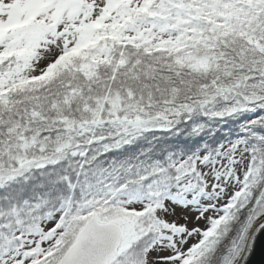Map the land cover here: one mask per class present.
<instances>
[{
  "label": "snow or ice",
  "instance_id": "snow-or-ice-1",
  "mask_svg": "<svg viewBox=\"0 0 264 264\" xmlns=\"http://www.w3.org/2000/svg\"><path fill=\"white\" fill-rule=\"evenodd\" d=\"M261 242L264 0H0V264Z\"/></svg>",
  "mask_w": 264,
  "mask_h": 264
},
{
  "label": "water",
  "instance_id": "water-1",
  "mask_svg": "<svg viewBox=\"0 0 264 264\" xmlns=\"http://www.w3.org/2000/svg\"><path fill=\"white\" fill-rule=\"evenodd\" d=\"M252 264H264V242L257 244L255 254L252 257Z\"/></svg>",
  "mask_w": 264,
  "mask_h": 264
}]
</instances>
